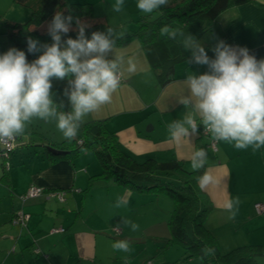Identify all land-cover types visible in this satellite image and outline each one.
<instances>
[{
	"label": "crops",
	"instance_id": "1",
	"mask_svg": "<svg viewBox=\"0 0 264 264\" xmlns=\"http://www.w3.org/2000/svg\"><path fill=\"white\" fill-rule=\"evenodd\" d=\"M67 1L72 4L88 3L93 15L96 13V5L111 7L108 0ZM40 2L41 0H27L29 6L18 4L14 0L0 3V23L23 24L30 21ZM127 13L129 14L125 15L130 17L142 14L137 8H131ZM107 19L106 16L105 20ZM132 19L133 17L126 22L125 27L129 28L128 23ZM197 39L210 58H214L212 48L219 40H223L233 47H246L258 60L264 59V0H250L227 8ZM116 45L118 54L135 60L137 70L131 74L126 70L122 71L123 81L121 80L111 102L85 117L81 126L89 121L101 120L106 130L116 135L119 148L130 156L140 152L142 155L155 157L157 161L176 159L188 170H192L191 154L204 148L208 152V162L201 172L203 174L207 171L215 181L203 189L213 204L205 218V224L219 241L224 239L221 251L244 244L264 246V213H257L254 207L256 203H264V148L256 152L251 148L236 150L226 142H217V150L213 151L210 137L201 131L202 125L198 137L193 140L185 139L180 145L169 137L168 125L174 120L182 119L185 114L178 99L186 93V76L191 72L203 74L207 67L187 64L186 61L191 59V52L188 51L186 56L170 64L171 79L163 82L159 78V70L151 67L139 38L124 39L121 43L116 42ZM113 56L114 53L109 54V58ZM124 67L126 69L127 65ZM125 92L132 99L124 100L128 98ZM145 94L152 95L146 98ZM145 108L149 112L143 115L146 113ZM144 125H147L146 130H143ZM60 134L59 138H45L46 142L42 143V147L53 142L55 145L52 146L57 147L56 144L63 139L62 133ZM26 145L24 143L22 146ZM129 145L134 146V149ZM22 152L23 150L18 152L19 167H2L0 175V264H84L90 258L84 255L80 245L73 240L72 233L76 231L72 227H65L62 221V232L50 231L56 223L52 216L44 213L48 197L42 195L22 201L20 195L31 184L50 191L55 188L71 189L76 180V168L84 167V173H81L88 176L89 182L92 177L100 175L101 166L98 167L92 158L84 159L86 162L79 160L85 152L71 161L65 157L53 159L43 148L41 152L35 153L34 158ZM102 182L105 183L99 180L101 186ZM131 192L128 191L129 197L133 194ZM237 198L240 201L239 210L235 219H230L224 205ZM18 210L28 214L25 226L12 223Z\"/></svg>",
	"mask_w": 264,
	"mask_h": 264
},
{
	"label": "clouds",
	"instance_id": "2",
	"mask_svg": "<svg viewBox=\"0 0 264 264\" xmlns=\"http://www.w3.org/2000/svg\"><path fill=\"white\" fill-rule=\"evenodd\" d=\"M168 3L137 0L136 8L150 15ZM111 7L120 13L124 0H115ZM87 27L71 13L57 11L47 25L51 44L30 37L27 40L29 53H41L36 59L29 62L25 52L14 47L0 54V143L23 136L34 119L55 121L65 140H75L85 117L111 102L120 87L122 71L136 72L135 60L116 51V41L125 33L107 27L106 32H92L89 39L85 35ZM70 31H76L77 38L64 39ZM160 33L191 52L187 64L207 67L203 74L191 72L186 76V93L178 99L185 114L168 125L171 141L180 145L185 139L193 140L202 125L213 141L226 142L236 150L251 148L256 152L264 148V59L258 60L246 47H233L223 40L212 48L214 58H210L201 41L191 34L168 25ZM110 53H114L113 58H109ZM53 81L66 83L62 96L69 110H64L63 101L57 102ZM190 160L191 169L199 172L205 169L208 152L199 148ZM196 179L202 190L215 182L207 171ZM128 203L126 197H118L115 207ZM239 203L238 198L225 203L230 219H235ZM121 218L132 232L139 230L138 224ZM112 248L124 253L131 250L128 240H118ZM201 253L202 258L208 257L215 254V249L205 245Z\"/></svg>",
	"mask_w": 264,
	"mask_h": 264
},
{
	"label": "trees",
	"instance_id": "3",
	"mask_svg": "<svg viewBox=\"0 0 264 264\" xmlns=\"http://www.w3.org/2000/svg\"><path fill=\"white\" fill-rule=\"evenodd\" d=\"M14 1L29 6L27 0ZM249 1L169 0L167 6L156 12L150 15L142 13L133 18L131 20L133 28L116 42L121 43L131 37L139 38L151 67L159 70V78L167 82L172 74L170 64L186 56L188 50H185L178 41L160 36L159 32L163 26L168 25L199 38L224 10ZM57 11L64 15L71 13L88 24L85 35L89 39L92 32H106L107 27H110L106 24L105 17L94 16L90 12L88 3L72 4L67 0H41L30 21L23 24L5 23L12 47L24 51L29 62L41 53L28 52V38L38 40L41 44H51L47 25ZM69 37L77 38V32L70 31L64 39ZM53 84L57 102L63 101L64 110H69L68 101L62 96L66 83L53 81ZM52 145H55L54 142L43 145L42 148L53 159L65 157L70 161L86 149H92L102 166L99 176L113 178L121 186L132 191L168 196L174 202V208L168 218L170 236L165 238V244L181 246L185 250L186 259L196 256L200 258L202 264H259L258 258L264 256L262 245L244 244L227 252L221 251L217 236L205 224V218L213 204L208 194L197 183L196 178L202 174L201 170L199 172L188 170L176 159L157 161L150 157L142 162L135 161L119 148L116 135L106 130L101 120L89 121L81 126L75 140L69 142L63 138L56 144L57 147ZM50 147L63 152L54 154L49 150ZM2 167L5 168L3 162ZM205 245L214 248L215 254L202 258L201 249Z\"/></svg>",
	"mask_w": 264,
	"mask_h": 264
},
{
	"label": "rangeland",
	"instance_id": "4",
	"mask_svg": "<svg viewBox=\"0 0 264 264\" xmlns=\"http://www.w3.org/2000/svg\"><path fill=\"white\" fill-rule=\"evenodd\" d=\"M7 1L0 0V3ZM108 2L112 5L115 0H108ZM136 3L137 0H124V8L120 13L114 12L112 7L96 5L94 15L107 16L106 24L108 26L120 32H128L133 28L131 26L134 25L128 23L129 28H127L125 27L126 22L138 15L130 17L125 14H129L127 12L131 8H136ZM10 48L13 47L7 34V28L0 23V54L7 52ZM151 95L145 94V97L148 98ZM125 96L128 98H123L124 100L132 99L128 92H125ZM144 110L146 113L143 115L148 114L147 108ZM146 129L147 125H144L143 130ZM60 133L56 128L55 121L45 122L34 119L27 126L25 134L17 139L15 143V147H17L14 148L16 153L10 151L6 160L0 157V175L3 170L2 162L3 166L6 164L9 168L19 167L17 162L19 151L23 150L22 153L28 154L27 156L32 158L36 152H41L42 143L46 142L45 138H59ZM23 142L27 145L22 146L24 145ZM129 146L134 149V146ZM126 150L130 152L129 148ZM92 151V149H86L79 160L92 158L98 167L101 166L96 154H92ZM132 154L131 157L137 162H142L151 157L142 155L140 152ZM151 158L155 157L152 156ZM84 162L86 161L84 160ZM83 170L84 167L74 170L76 180L71 189H54L56 193L62 194V199H59L58 195L50 190H44L37 196L43 195L49 199L44 213L52 216L56 223L55 226L50 228V231L62 232L64 229L62 231L56 230L61 227L60 223L62 221H64L65 227H72L76 231L72 233L73 240H76L80 245L84 255L90 258L88 261H84V264H202L200 258L196 256L186 259L185 250L181 246L176 244L166 246L165 238L170 236L168 218L174 208V202L168 196L165 194L131 192L132 190L121 186L113 178L96 176L88 182V176L81 173V171L84 173ZM99 180L105 181V183L102 182L103 186H101ZM128 191L133 193L131 197H129ZM37 196L28 197V199H34ZM118 197H126L129 201L128 205L115 207ZM1 202L4 203L5 200ZM121 217L138 224L139 230L132 232L129 227L121 223ZM118 240H128L130 242V252L124 253L114 250L112 244ZM223 240H218L220 248H224ZM163 245L166 247H163ZM258 260L259 264H264V256H260Z\"/></svg>",
	"mask_w": 264,
	"mask_h": 264
},
{
	"label": "built area",
	"instance_id": "5",
	"mask_svg": "<svg viewBox=\"0 0 264 264\" xmlns=\"http://www.w3.org/2000/svg\"><path fill=\"white\" fill-rule=\"evenodd\" d=\"M121 80H122V78H121ZM201 131L203 134L208 135L210 137V147L213 149V151H216L217 150V142L213 141L211 139L210 134L207 132H204L203 128H201ZM16 142H17V138H15L13 141L8 142L7 144L0 143L1 144L0 157H3L4 160H6V158L9 155L8 153L15 148ZM4 166H5V168H8V165L5 164ZM43 191H44L43 187L38 186L36 184H31L27 188V190L22 195H20V199L22 201H24L28 197L30 198L32 196H37L40 193H42ZM51 192H53L54 194H57L59 199L63 198L62 194L56 193L54 190H52ZM255 209L258 213H264V203H256ZM27 219H28V214H26L23 210H18L15 213L14 217L12 218V223L19 225V226H25ZM56 230L62 231L63 228L60 227L59 229H56ZM36 251H38V249Z\"/></svg>",
	"mask_w": 264,
	"mask_h": 264
},
{
	"label": "water",
	"instance_id": "6",
	"mask_svg": "<svg viewBox=\"0 0 264 264\" xmlns=\"http://www.w3.org/2000/svg\"><path fill=\"white\" fill-rule=\"evenodd\" d=\"M49 150L52 152V153H54V154H60L61 152H63V151H61V150H57V149H54V148H49Z\"/></svg>",
	"mask_w": 264,
	"mask_h": 264
}]
</instances>
